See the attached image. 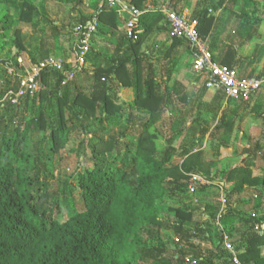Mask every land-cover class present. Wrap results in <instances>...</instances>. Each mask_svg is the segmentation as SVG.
Instances as JSON below:
<instances>
[{
	"label": "trees",
	"instance_id": "1",
	"mask_svg": "<svg viewBox=\"0 0 264 264\" xmlns=\"http://www.w3.org/2000/svg\"><path fill=\"white\" fill-rule=\"evenodd\" d=\"M2 1L5 11L0 14V53L10 45L0 60L2 72L8 67L17 69V58L25 51L20 29L14 30L16 22L33 27L39 19L44 22L43 38L35 49L38 56H31V64L50 58L53 50L46 43L53 38L54 44L60 46L57 40L62 30L75 36L69 54L75 60L82 49L86 27L94 21L96 27L90 35L91 48L81 70H77L75 63L65 65L61 71L43 69L35 78L38 89L26 90L17 98L20 106L11 102L19 91L18 77L13 87L0 91V264H185L188 256L195 264H232L222 247L223 234L230 241L235 237V249L243 250L238 256L242 264H264V168H254L252 164L260 160L264 165V113L257 115L254 109L257 102L253 97L257 92L248 101L227 99L223 92L215 93L218 114L213 116L217 123L210 132L209 156L218 159L220 150L228 148L235 130L239 138L245 139L240 126L248 115L261 119L262 131L260 140L247 150V159L222 173V182L215 181L216 161L206 159L207 152L197 143L198 138H187L178 150L169 145L171 137L182 134L185 125L180 120L192 105L196 112L194 123L207 124L204 102L207 90L201 86L195 97L181 94L180 90V94L177 90L168 91L170 76L164 82L156 81L154 66L148 61L149 50H142L148 36L169 34L170 24L163 9L181 15L177 6L187 0H159L151 8L146 6L147 0H117L141 14L135 27L139 30L135 40L128 33L116 36L128 19L126 14L120 17L107 0L87 3L67 0L78 6L86 3L94 10L93 15L80 13L77 25L71 30L55 26L47 19L43 0ZM238 1L197 0L190 19L196 24L199 38L207 41L212 61L239 74L238 69L245 62L250 65L255 61L238 58L237 49L259 36L264 0L257 3L242 0L256 18L251 33L242 36L237 47L216 43L215 36L224 17L244 19L250 24L249 12L233 11ZM160 3H163L161 7ZM17 7L19 12L14 19ZM11 32L14 38L8 44L5 38ZM107 37L115 39L116 50L112 56L103 57L98 46L100 40L108 41ZM170 40L167 58L185 46L194 59L188 39ZM124 45L126 48L121 52ZM221 47L225 50L219 56ZM101 60L106 66L95 67ZM170 62L167 59L163 67L167 68ZM68 75L72 77L67 79ZM80 77L90 79V87H76L74 81ZM195 78L199 80L200 76ZM262 78L263 75H257L250 79ZM161 87L163 92H159ZM123 91L133 93L132 102L120 99L119 93ZM9 92L13 95L4 100ZM173 94L179 96L178 102H172ZM163 117L169 122L170 134L165 149L157 143L163 140L157 127ZM178 126L181 128L175 132ZM192 129L189 127V132ZM35 132L49 135L33 147L29 135ZM207 133V128L201 126L199 139ZM221 135L224 139L219 138ZM74 154L77 169L66 176L55 177L53 169L47 167L49 164L53 167L55 161L65 163L67 155ZM193 176L206 183L193 182V193L222 189L224 208L205 204L201 210L184 204L192 197L188 187ZM56 180L59 188L52 190ZM248 188L253 189L256 202L246 211L247 202L240 195ZM165 199L182 207L166 205ZM160 228L171 231L175 238L165 240ZM150 239H155V243H149ZM199 244L205 247L211 244L213 248ZM170 246H175L173 252L169 251ZM204 248L207 256L202 254Z\"/></svg>",
	"mask_w": 264,
	"mask_h": 264
},
{
	"label": "rangeland",
	"instance_id": "2",
	"mask_svg": "<svg viewBox=\"0 0 264 264\" xmlns=\"http://www.w3.org/2000/svg\"><path fill=\"white\" fill-rule=\"evenodd\" d=\"M39 1V0H37ZM120 1V0H119ZM197 0H187V5L189 4V2H191V7L193 8V6L196 4ZM44 2V7H45V12H46V16L47 19H49L50 22H52L55 26L58 27H63L66 30H71L72 27L76 26L77 24V20L79 18V14H83V15H93L94 14V10L91 7H88L85 5L88 0H86V3L82 6V5H75V3L71 2H67V0H43ZM260 2V1H259ZM194 4V5H193ZM183 6V4H182ZM185 6V5H184ZM183 6V7H184ZM190 6V5H189ZM243 6H245L242 2L238 3L237 6H235V13H248V9L246 10ZM180 7V6H179ZM180 8L178 10L183 11L184 9ZM5 11V3L0 0V14H2V12ZM19 12V8L17 7V9L14 11V19H17V14ZM251 13V12H249ZM183 15V17L185 18H190V12H186L183 11L181 13ZM252 15V14H251ZM258 16H262L259 12L257 14ZM256 15V16H257ZM225 18V17H224ZM253 18H256L255 15H252V18L250 20V24L252 25V27H250L249 25H246V30H250L253 28L254 23L252 20H254ZM237 19L235 20L234 18H231L228 24V27L230 26V31L227 34V32L225 33L226 35L229 36H234L236 34V31L239 29L236 26L237 23ZM243 26V24H242ZM238 28V29H237ZM15 29H20V40L21 43L25 49L23 55L21 56V59L23 60V63L25 64V66L29 68V64H30V58H32V55H35L36 57L38 55H36L35 53V49L40 46V40L43 38V29H44V22L39 19L38 20V25L36 27L30 26V25H24V24H20V23H14V30ZM127 31L126 25L124 24V26L120 29L117 30L116 32V36L119 38L120 36H124L125 32ZM240 31V30H239ZM245 31V30H244ZM244 34V32H243ZM59 37L57 40V44H54V40L53 38L51 40H49L46 43V47H48L49 49H52L53 52L50 55L51 58H56V57H61L62 60H69L72 58H69V54H70V46H72L75 36H72L69 32H64L63 30L61 32H59ZM77 36V34H76ZM14 38V34L9 33L7 35V37L5 38V41L10 44V42L12 41V39ZM230 38V37H229ZM103 41V40H102ZM151 43V42H150ZM115 44V43H114ZM263 45L259 46V45H252V43L250 44V53H249V60L247 61H252L255 59V61H253L250 64V67L253 66L255 72H259V68L260 66L264 67V42L262 43ZM42 45V44H41ZM105 48L104 45L100 46L101 47V53L104 54L103 57L106 56H112L115 53V45L112 44H105ZM59 47H62V49H60ZM10 48V45H7L6 48H4L5 50L2 51L0 53V60L4 57L5 52ZM91 48V45L89 46V49ZM126 48V45H124L121 49V52H124ZM148 47L145 46L143 48L142 51H145V49H147ZM154 50H157L155 47H153ZM12 53L15 52V50H10ZM151 51V56L153 57L154 55H152L153 50ZM155 52V51H154ZM65 58V59H64ZM43 60H39V62H42ZM150 62V61H149ZM188 63V57L186 58V56H184L183 60L180 62V64H183V66L185 67L186 64ZM254 63V65H253ZM152 66H154V70H156V68H158L159 61H153ZM144 67L146 65V63L144 62ZM97 66H106L105 62H103V60L97 62L95 64V67ZM247 66V65H246ZM249 67V69H250ZM192 69V68H191ZM188 72L187 70L185 71L184 75L188 76V78L185 80L187 83L183 84V86H181L180 92H182L181 94H187V95H192L193 97L196 95L198 89L201 87V79L195 80L194 79V72L193 70H191ZM238 69V68H237ZM248 69V68H247ZM242 68L240 67L238 69L239 72H241ZM264 71V68L262 69ZM261 70V71H262ZM12 70H10L11 72ZM260 71V72H261ZM17 73V72H16ZM241 74V73H240ZM157 73L154 74L153 76L155 78H157ZM194 76V77H193ZM25 79V77H23V80ZM190 80V81H189ZM191 81L196 82V87L194 90H192L191 88H189L191 85L188 83H191ZM75 84L76 87L83 89L90 87V79L86 78H78L75 79ZM16 84V77L12 74H10L8 71L2 72V68L0 67V91H3L4 89H9L11 87H13ZM170 84V83H169ZM203 85V84H202ZM169 89L170 91L173 90L172 87L174 88V84L171 81V84L169 85ZM178 90V92H179ZM163 92L164 90L160 89L159 92ZM169 91V90H168ZM73 94V93H72ZM10 99L9 95H6L4 100ZM17 98H15L14 100H16ZM123 101V98L121 99ZM12 102V101H11ZM204 102L207 104V115H205V119L207 120V124L206 122H202L199 121L198 123H194V119L196 120V112H195V107L194 105H192L191 107H189L188 109L185 110V113L182 115V119L180 120L181 123L183 125H185L184 130L181 132V135H175L172 138L171 141V145L172 147L176 148L177 150L179 149L180 145L183 143L184 140H186L187 138L189 139H196L198 138V144L200 145V147L202 149H204L207 152V156L206 159L207 160H213L216 161L215 162V169H214V177H215V181L222 182V178L224 177V175L222 173L225 174V172H229L231 170L232 167H234L236 164H239V162L243 159H247L248 157V153L247 150L252 148V144L258 140H260L261 137V127H260V123L258 120H256L254 117H249L248 120H245L241 126H240V133H243L245 135V139H239V133L234 132V134L232 135L230 141H228V148H224L220 150V157L218 159L212 158V156H209V154L211 155L210 151H209V144L212 138V135L210 134V132L213 130V128L216 126L217 123V119L213 120V116H217V112H216V106H217V101L214 100L212 93L211 92H207L204 96ZM129 103V102H128ZM15 104L17 106H20V102L16 101ZM264 108V107H263ZM262 108V109H263ZM1 118V117H0ZM8 118H5L4 121L7 122ZM192 125H191V123ZM77 124V123H75ZM206 127L208 130V133L205 135L204 138L199 139L200 135H199V128L200 127ZM11 127V126H10ZM157 127L159 128V132L162 136L161 141L157 142L158 146L160 148H166L168 145V142L166 141L167 138L170 137L169 134V122L168 120L163 117L162 121L157 125ZM179 127L175 128V132L179 130ZM189 127L193 128L191 132H189ZM2 128V125H0V129ZM181 128V127H180ZM188 130V131H187ZM1 131V130H0ZM48 134H40V133H31L30 136V143L32 144L33 147H36L38 145V142L41 140V138L44 136H47ZM235 135V136H234ZM221 139L222 135L219 137ZM188 140V139H187ZM48 143V142H46ZM241 145V146H240ZM164 148V149H165ZM236 150V153H234V151ZM251 151V150H250ZM67 158L65 160V163H61L62 166H60L61 164H59L58 162H54L53 167L51 164H49L47 167L49 169H53L54 171V176L55 177H60L63 176V174L66 176V174H70L71 172L75 171L77 169V165H76V156L74 155H67ZM253 167L257 168V167H262L264 168L263 163L260 160H254L252 162ZM76 166V167H75ZM227 175V174H226ZM226 177V176H225ZM201 182L205 183V180H200ZM201 184V183H200ZM222 184V183H221ZM232 184V183H231ZM194 184L192 183L191 185H189V187L191 189L194 188ZM188 187V188H189ZM52 190H57L59 188V184H58V180H56L55 182L52 183L51 185ZM189 188V191L191 193L190 200L188 199L187 201H185L184 204L188 205L191 204L193 207H200L201 210L204 209V205L205 204H211L214 207L213 208H217L218 205H220L219 209L224 208L221 203V198L224 197V193L222 191V189L219 188H215V189H210L207 190L205 193H197L194 194L193 190H191ZM240 199L244 200L245 202H247V205L245 206V210L249 211L254 203L256 202V197L254 195L253 189L248 188L247 190H245L242 195H240ZM264 201V200H263ZM165 204L172 206V207H182V204L180 203H173L172 200H168L165 199ZM164 217V216H163ZM205 219V218H204ZM160 233L162 234L163 238H169L171 240H173V238H175V236L172 234L171 231H166L163 228H160ZM167 238V239H168ZM165 239V240H167ZM155 239H150L149 243H155ZM175 248V246H170L169 251H172ZM179 249V247H178ZM173 252V251H172ZM146 264H149V262H147Z\"/></svg>",
	"mask_w": 264,
	"mask_h": 264
},
{
	"label": "built area",
	"instance_id": "3",
	"mask_svg": "<svg viewBox=\"0 0 264 264\" xmlns=\"http://www.w3.org/2000/svg\"><path fill=\"white\" fill-rule=\"evenodd\" d=\"M107 4L110 7H114L120 17L124 16V14L127 15L128 20L126 21L125 25L128 31L133 32L134 30L131 36L133 37V40H135L137 38V34L139 33V30H135V27L137 26V20L141 15L140 12L134 7L128 8L117 0H107ZM163 14L166 18V22L170 24L169 37H180L189 40L191 49L194 51V59L191 65L192 70L196 75L201 77L203 80V86L208 91L214 93L223 92L227 99H240L242 101H248L252 94L260 89L263 83L262 81L247 78L241 79L239 78L238 72L235 69L214 63L212 61L207 41H203L199 38L196 31V24L195 22H192L190 18H185L183 15H179L174 10L166 8L163 9ZM95 27L96 21L90 23L86 27L87 32L82 41L83 46L80 53L75 55V60H62L61 58L50 57L43 60L42 62H39L38 64H31L30 62L28 68V66L26 67L23 63L21 57L17 58V69L14 67L6 68V71L15 77H18L19 79L20 87L19 91L14 95L15 98H19L20 96L24 95L26 90H37L38 88L35 78L45 68L61 71L65 68V65L75 63L78 67L77 70H81L85 65V57L90 50L89 39L90 35L94 32ZM75 31H78V28L75 29ZM10 70L12 71L10 72ZM23 77H25L24 80ZM71 77L72 76L68 75L67 79H70ZM8 95L11 96L13 93L9 92ZM14 99L11 100L13 104H15V102L18 100ZM200 180L201 179L199 177L193 176L191 178L190 185L193 182H200L203 184L204 182H201ZM221 203L224 207V197L221 198ZM220 217L221 216L219 215L218 219H220ZM217 226L221 229L219 222H217ZM255 229L257 230L258 228L256 227ZM175 241L177 242V240ZM222 243L228 253V260L232 264H241L238 260V254L242 253V250H236L225 234H223ZM185 264H195V260L188 256L185 258Z\"/></svg>",
	"mask_w": 264,
	"mask_h": 264
},
{
	"label": "crops",
	"instance_id": "4",
	"mask_svg": "<svg viewBox=\"0 0 264 264\" xmlns=\"http://www.w3.org/2000/svg\"><path fill=\"white\" fill-rule=\"evenodd\" d=\"M260 0H256L255 2L257 3V2H259ZM163 2V1H162ZM243 3L245 6H243L246 10L248 9V5L244 2V1H238V3ZM158 3H159V0H147V4H146V6H148V7H152V6H155V5H158ZM238 3L236 4V6L238 5ZM163 4V3H162ZM162 4L160 3L159 5H160V7L162 6ZM182 4H183V6H182ZM190 5V6H189ZM189 5H187L186 4V1H183L179 6H177V11H180L181 13L183 12V11H186V12H190V14H192V12H193V10H194V7H195V5L193 6V8L191 7V2H189ZM183 7V11H181V10H178V9H180V8H182ZM233 11H235V7H234V9H233ZM176 12V11H175ZM249 12V11H248ZM237 14H240L239 12L237 13ZM164 15V14H163ZM182 15V14H181ZM250 17L252 16L251 15V13H249L248 14ZM190 17H191V15H190ZM235 19V18H234ZM238 21H237V23H236V26L239 28H237L238 30L236 31V34H235V37L232 35V36H229V35H226L225 33L227 32V34L229 33V31H230V26L228 27V24H229V21H230V18H224V20L221 22V24H220V26H219V30L217 31V36H215L217 39H218V41L216 42V43H218V42H221V43H224V45L225 46H229L230 44H233V45H235L236 47L239 45V43H240V41H241V38H242V36H245V35H247L248 33H251V32H249L250 30H246V29H244V28H246V25H247V23L245 22V20L244 19H240V18H236ZM235 19V20H236ZM244 20V21H243ZM251 20V19H250ZM250 20H247V22H250ZM253 21V20H252ZM242 24H243V26H242ZM123 25H124V23H123ZM244 27V28H243ZM240 30V31H239ZM245 30V31H244ZM243 32H244V34H243ZM125 33H128V35L129 36H131V31H126ZM258 37L257 38H255L251 43H252V45L254 44V45H259V46H261V45H263L262 43L264 42V21H262L261 22V24L259 25V28H258ZM230 37V38H229ZM108 38V41H102V40H100V42H101V44L102 45H104V48H105V44H112V45H116V41H115V39L114 38H111L110 39V37H107ZM151 42V43H150ZM115 43V44H114ZM171 43H172V41L170 40V38H169V34H167V33H164V32H162L161 34H154V35H150V36H148L147 38H146V40H145V46H147L148 48L147 49H145V52H147L148 50V55H149V60L148 61H150V63H152L153 61H159V66H158V68H156V70H155V73L154 74H158L157 75V78H155V80L156 81H158L159 83H161V82H164V81H166V80H168L169 79V76H170V79H169V83L171 84V81H172V83L174 84V88L172 87V89L173 90H179V89H181V90H183L182 88H181V86H183V84L185 83H187L185 80L188 78V76H185L184 75V73H185V71L187 70L188 72L190 71V69H191V65H192V62H193V56H192V54H191V52H190V50H189V47H185V46H182V47H179L178 49H176L175 51H173V54H172V56H168V58L166 57L167 55H165L166 54V52L168 51V48H169V46L171 45ZM250 43V44H251ZM100 44V46H102ZM247 45V46H245V47H242V48H240V49H237L238 50V58L239 57H242V58H247V57H249L248 55H249V53H250V51H251V49H250V46L251 45ZM100 46H98L99 47V50L101 49V47ZM97 47V46H96ZM153 47H155L157 50H154V48ZM115 48H116V46H115ZM150 50H153V53H152V55H154L153 57L150 55L151 54V51ZM224 47H221V52L219 53V56H222V54H224ZM155 51V52H154ZM168 53V52H167ZM184 56H186V58L188 57V63L186 64V66L184 67L183 66V64H180V62L183 60V58H184ZM167 59L169 60L170 59V65H167V68L166 67H163V65H164V62L165 61H167ZM247 65V66H246ZM253 65H254V63H253ZM249 67H250V65H248V63L247 62H245L244 63V65H243V69L241 70V74L239 73L238 75H239V78H241V79H250L252 76H257V75H263V78L262 79H259L260 81H262L263 83H262V85H261V87H260V89L258 90V91H256L257 92V94H255V93H253L252 95H254L255 94V96L253 97L254 99H255V101L254 102H257L256 103V105L254 106V109H255V111L257 112L256 114L258 115V114H262V113H264V71L262 70L264 67H262V66H260V68H259V72H255V70H254V68H253V66L252 67H250V69H249ZM248 68V69H247ZM165 70H168L169 72H167L166 73V71ZM192 70V69H191ZM262 70V71H261ZM261 71V72H260ZM195 74V73H194ZM195 77H196V75H194ZM193 76V77H194ZM243 76V77H242ZM249 76H251V77H249ZM194 77V79L196 80V78ZM81 78V77H80ZM83 79H85V77H82ZM201 79V78H200ZM91 81V80H90ZM190 81V80H189ZM203 82V80L201 79V86H203L202 83ZM170 84H168V90L170 91V89H169V85ZM188 84H190L191 86L189 87V88H191L192 90H194L195 89V87H196V82H194V81H191V83H188ZM176 88V89H175ZM163 89H164V87H163ZM173 90H171L172 91V93L174 92ZM207 92H211V91H207ZM206 92V93H207ZM212 93V96H213V98H215V93L214 92H211ZM179 94H180V92H179ZM119 96H120V99H122L123 98V101L124 102H132L133 101V99H134V97H133V93L131 92V91H123V92H121V93H119ZM190 96V95H189ZM192 96V95H191ZM193 97V96H192ZM195 97V96H194ZM179 96H177V95H175V94H173V98H172V102H178L179 100ZM224 102H225V100H224ZM234 104V103H233ZM239 108V110H241L242 111V108H240V107H238ZM263 108V109H262ZM246 112V113H245ZM245 112H243V113H245L246 114V116H247V114H248V111H245ZM251 118V117H254L255 118V116L254 115H248L246 118H245V120H248V118ZM256 120H258L259 121V123H260V127H261V119H259L257 116H256V118H255ZM244 120V121H245ZM243 121V122H244ZM246 122V121H245ZM235 136V135H234ZM261 136H262V131H261ZM244 137V136H243ZM243 137H241V138H243ZM241 138H239V139H241ZM241 146V145H240ZM256 228V227H255ZM258 228V227H257ZM256 230V229H255ZM256 232L257 233H259L260 235H262V232L259 230V229H257L256 230ZM233 240H235V237H234V239H231V243L233 244V246L235 245L234 243H233ZM201 247H205L203 244H199ZM222 247L224 248V246H223V243H222ZM235 247V246H234ZM205 248H207V249H211V248H213V246L211 245V244H207L206 245V247ZM205 248H204V250L202 251V254H204L205 256H207L208 255V252H206L205 251ZM224 250H225V248H224ZM237 250V249H236ZM238 250H242V249H238ZM226 251V250H225ZM227 252V251H226ZM242 252H243V250H242ZM241 254V253H240ZM262 255L264 256V247L262 248ZM238 256H239V254H238ZM239 260V259H238ZM240 262V261H239ZM241 263V262H240ZM242 264V263H241Z\"/></svg>",
	"mask_w": 264,
	"mask_h": 264
},
{
	"label": "clouds",
	"instance_id": "5",
	"mask_svg": "<svg viewBox=\"0 0 264 264\" xmlns=\"http://www.w3.org/2000/svg\"><path fill=\"white\" fill-rule=\"evenodd\" d=\"M56 58H61V57H56ZM192 68V67H191ZM196 75V74H195ZM201 78V77H200ZM203 83V82H202ZM206 89V88H205ZM207 90V89H206ZM208 91V90H207Z\"/></svg>",
	"mask_w": 264,
	"mask_h": 264
}]
</instances>
